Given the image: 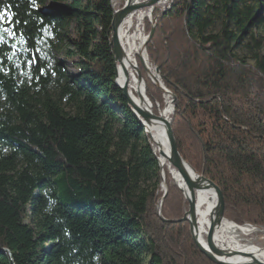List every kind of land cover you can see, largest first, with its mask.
Masks as SVG:
<instances>
[{
  "label": "trees",
  "instance_id": "16d2710c",
  "mask_svg": "<svg viewBox=\"0 0 264 264\" xmlns=\"http://www.w3.org/2000/svg\"><path fill=\"white\" fill-rule=\"evenodd\" d=\"M124 3L0 0L27 49L4 33L0 264H214L181 221L186 200L167 170L162 214L176 222L156 213L158 154L114 83ZM147 49L177 97L180 154L221 188L227 220L264 226V0H175ZM144 77L159 115L165 94Z\"/></svg>",
  "mask_w": 264,
  "mask_h": 264
},
{
  "label": "water",
  "instance_id": "95a60500",
  "mask_svg": "<svg viewBox=\"0 0 264 264\" xmlns=\"http://www.w3.org/2000/svg\"><path fill=\"white\" fill-rule=\"evenodd\" d=\"M160 1L161 0H143L141 2H138L133 0H127L123 7L114 10L113 19H112V35H111V48L114 55V66H115L114 83L122 90L123 95L125 96L128 102V106L132 110L134 116L142 124L146 134L150 136L152 141V146H153V137L151 133L152 126L154 124L159 123L165 129L169 143L168 161L180 173L182 179L184 180L185 188L181 190L189 206L188 210L186 211L181 221L189 224L190 235L196 248L214 264H264V262L260 260L256 255L236 252L234 250H224L219 248L215 244L214 235L216 229L225 220L226 202L221 188L212 179L206 177L204 173L198 172L195 168L192 167L190 163H188L182 157V155L178 150V144L175 137V127L173 125L172 120L164 118L162 115H157L148 108H143L137 105L136 102L134 101V96L129 89V81H128L129 73L127 68L125 67L126 54L120 40L121 26L123 25L125 19L135 11L145 8H151V14H150L151 31L147 36V40L144 45V51H145L149 41L154 36L156 30L158 16L154 15V11L156 9V5ZM171 7H172V3L167 8V10H170ZM167 10H164L162 12V15L165 14ZM141 61H142V67L146 71L148 77L158 88H160L166 95H168L171 98V104L173 105L174 108L177 101V97L170 90H168L165 87L164 83L162 82L161 72L159 67H155L154 72H152L151 69L145 63L143 58H141ZM118 65H120L123 68L122 75H120L118 72ZM135 70H136V76L138 78V82L140 83V85L141 84L144 85L145 81L142 71L137 67ZM151 72L153 76L151 75ZM158 161L161 171L162 187L164 190V195L158 201V204L156 206V213L163 222H176V220L166 219L165 217H163L161 212L162 202L164 201V199L168 194V186L164 182L163 170L159 158ZM199 189L212 190L217 196V204L211 214V226L207 234V246H205L202 243L197 229L196 191ZM259 227L264 229V226H259ZM233 257H245L248 258L249 261L238 262V263L230 262L228 258H233Z\"/></svg>",
  "mask_w": 264,
  "mask_h": 264
},
{
  "label": "bare ground",
  "instance_id": "6f19581e",
  "mask_svg": "<svg viewBox=\"0 0 264 264\" xmlns=\"http://www.w3.org/2000/svg\"><path fill=\"white\" fill-rule=\"evenodd\" d=\"M133 1L141 2L142 0H133ZM165 4H167V0H161L156 5V7ZM150 14H151V8H145V9L137 10L134 13H132L130 16H128L125 19L123 25L121 26L120 40L126 54L125 67L127 68L129 73L128 76L129 87H130L129 89L134 96V101L140 107L148 108L153 113H155L154 105L146 94V81L144 79L145 84L140 85L135 70L136 67L139 68L136 60V57L138 56L140 60L141 58H143L147 66L151 69L152 72H154L153 68L151 67L148 61V57L144 52V45L146 43L147 37L143 36L140 33L139 34L131 33V30L134 26V19H136L137 24H141V22L144 21L143 20L144 18L148 17L150 20L151 17ZM118 72L120 75H122L123 68L120 65H118ZM152 72L151 75L153 76ZM172 111H173V105L171 104L170 99H168L166 107L161 112H159V115H162L164 118L171 119ZM151 133L153 137V149L158 154V158L160 159V164L162 166L163 178L165 184L167 185L165 179L166 178L165 170H167V172L172 176L174 183H176V185L180 189L185 188L184 180L182 179L180 173L168 161L169 143L164 127L159 123L154 124L151 128ZM196 204H197L196 215H197L198 234L200 236L202 243L205 246H207V234L211 226V214L217 204V196L212 190L199 189L196 191ZM259 231L264 233V229L260 227H256L253 225L238 226L234 222H230L225 218V220L221 223V225L216 229L214 235V242L221 249L234 250L236 252L256 255L260 260L264 262V247H254L255 245L252 246L250 244H247L245 246H240L239 245L240 239H238V234H249ZM228 260L230 262H236V263L249 261V259L245 257H233V258H228Z\"/></svg>",
  "mask_w": 264,
  "mask_h": 264
},
{
  "label": "rangeland",
  "instance_id": "374dc122",
  "mask_svg": "<svg viewBox=\"0 0 264 264\" xmlns=\"http://www.w3.org/2000/svg\"><path fill=\"white\" fill-rule=\"evenodd\" d=\"M143 1V0H142ZM174 1L175 0H167V4H165V5H161V6H158V7H156V9H155V11H154V15L155 16H158V19H159V17H161V16H163L162 15V12L164 11V10H167V8L170 6V4L172 3V7H173V4H174ZM121 2H126V0H112V5H113V7L115 6V5H117L118 3L120 4ZM125 4V3H124ZM172 7H171V9H172ZM170 9V10H171ZM170 10H167V12L168 11H170ZM156 11H157V14H155L156 13ZM166 12V13H167ZM136 17V16H135ZM134 17V18H135ZM144 21H142L141 22V24H137V21H136V19H134V26H133V28H132V30H131V33L132 34H135V33H140V34H142L143 36H148L149 35V33H150V31H151V22H150V20H149V18L147 17V18H144L143 19ZM148 24L150 25V30H149V27H148ZM157 24H158V21H157ZM138 25V26H137ZM140 25V26H139ZM157 27V26H156ZM151 41V40H150ZM150 41H149V43H150ZM148 43V44H149ZM148 45H147V47H146V50L144 51L145 53H146V56L148 57ZM136 60H137V57H136ZM138 60H139V62L141 63V60H140V58L138 57ZM149 61V60H148ZM139 62H138V67L140 68V70L142 71V74H144L149 80H150V78L148 77V75H147V73H146V71L143 69V67H140L139 66ZM150 63V62H149ZM142 65V64H141ZM150 65H151V67L153 68V70L155 69V67H158L157 65H155V64H152V63H150ZM67 66H68V69H70L71 71H73V72H77V69H74L73 67H72V64H71V62L69 61V62H67ZM160 69V68H159ZM143 71H144V73H143ZM144 75H143V77H144ZM162 74H161V80H162ZM144 79H145V77H144ZM146 81V80H145ZM150 82L152 83V85L154 86V87H156L158 90H160L162 93H164L160 88H158L151 80H150ZM130 88V87H129ZM146 88H147V83H146ZM172 92V91H171ZM173 93V92H172ZM147 94V93H146ZM165 94V93H164ZM174 94V93H173ZM175 95V94H174ZM168 95H166L165 94V103H164V106L162 107V108H160V106H159V112H161L165 107H166V105H167V101H168V99H170V102H171V98L168 96ZM149 98V97H148ZM166 99H167V101H166ZM151 101V100H150ZM152 102V101H151ZM153 103V102H152ZM176 105V104H175ZM155 112V111H154ZM173 112V111H172ZM171 120H172V115H171ZM173 122V121H172ZM194 168V167H193ZM166 171V170H165ZM166 174V173H165ZM171 176V175H170ZM171 178H172V176H171ZM166 179V178H165ZM172 180H173V178H172ZM173 183H174V180H173ZM176 184V183H175ZM168 193H169V189H168ZM183 193V192H182ZM184 195V194H183ZM185 198V197H184ZM186 200V199H185ZM184 206H186V210L184 211V214H183V216L185 215V213H186V211L188 210V208H189V206H188V202L186 201V204H184ZM161 212H162V209H161ZM163 215V214H162ZM164 217V216H163ZM230 221V220H229ZM230 222H233V221H230ZM236 224V223H235ZM237 225V224H236ZM245 225H253V224H250V223H247V224H244V225H238V226H245ZM188 226H189V224H188ZM253 226H256V227H259L258 225H253ZM238 239H240V243H239V245L240 246H245V245H247V244H250V245H252V246H254V247H264V233L263 232H253V233H249V234H238Z\"/></svg>",
  "mask_w": 264,
  "mask_h": 264
},
{
  "label": "snow or ice",
  "instance_id": "6c2138e0",
  "mask_svg": "<svg viewBox=\"0 0 264 264\" xmlns=\"http://www.w3.org/2000/svg\"><path fill=\"white\" fill-rule=\"evenodd\" d=\"M33 6H35V0H33ZM10 23H11V14L0 12V44L6 42L4 33H7L9 37H13L17 40V43L12 44L11 47L21 52H26L27 49L23 47V45L26 44V40L24 38L23 33L17 36L16 32L13 31V27L4 26L5 24H10ZM16 24H19V21H16ZM37 51H39V49H37ZM13 55H15V52H13ZM9 59H12V56H9ZM35 62H36L35 57H33L29 61V63H35ZM41 74H43V72H41Z\"/></svg>",
  "mask_w": 264,
  "mask_h": 264
}]
</instances>
